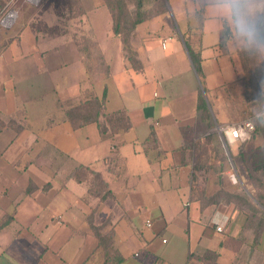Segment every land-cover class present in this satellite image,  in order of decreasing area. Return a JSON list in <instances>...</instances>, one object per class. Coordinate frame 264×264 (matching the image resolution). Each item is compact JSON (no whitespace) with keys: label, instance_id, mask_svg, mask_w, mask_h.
<instances>
[{"label":"crops","instance_id":"1","mask_svg":"<svg viewBox=\"0 0 264 264\" xmlns=\"http://www.w3.org/2000/svg\"><path fill=\"white\" fill-rule=\"evenodd\" d=\"M108 1L0 25V264H264L216 196L249 183L216 128L264 95V0H165L127 44Z\"/></svg>","mask_w":264,"mask_h":264},{"label":"rangeland","instance_id":"2","mask_svg":"<svg viewBox=\"0 0 264 264\" xmlns=\"http://www.w3.org/2000/svg\"><path fill=\"white\" fill-rule=\"evenodd\" d=\"M66 3H67V0H62V1L61 0H58V1H56V0H42L40 5H38L36 7V6L31 5L27 0H0V7H1V5H3V7L6 8L5 13L2 14V16H0V25L2 24L4 26L3 20L9 11H14L16 13V17L17 16L19 17V15H20V19H21V16L27 17V16H31V15H34V16L36 15V17L37 16L38 17H40V16L41 17L42 16L49 17L50 12L49 11L46 12V10L49 9V10L56 12L58 14L57 16H60L61 18H63L64 17L63 12L65 11V9L68 8V6H66ZM146 9L152 17L154 15H156L158 12L162 11V8L158 7V5H155L154 2H152V1H150L148 3V5L146 6ZM16 17H15V21L18 19V17H17V19H16ZM38 24L41 25L42 23L39 22ZM37 26H39V25H37ZM39 27H41V26H39ZM151 32H153V31H151ZM156 32H158V31H156ZM5 40L6 39H3V43ZM161 64L167 67V65L169 63L166 64L165 62H161ZM247 78H246V80H250V81L248 82V85H247L248 86V93L247 94H248L249 98L246 99L248 102V105H247L248 109H247V113H246L247 115L246 116L251 117L254 115L261 114V113H259V111H257L256 107L264 106V95L259 92L257 86L254 83L256 78H255V80L251 76H249ZM181 80L185 83L186 79L184 78ZM259 80H261V78H259ZM247 86L245 88H247ZM206 93L208 95V98H210L209 93L207 91H206ZM234 96H236V98L238 97V95L236 93L234 94ZM212 107L214 108L213 104H212ZM221 109L224 113L223 119L224 120L226 119L225 121H227L229 123H233V121L236 118L233 116L232 109L229 108L226 104H223V107ZM216 132L219 133L217 128H216ZM258 133H264V118L260 119V121L258 123L256 134H258ZM248 142H250V141H247V143ZM225 148H226V146H225ZM243 149H244V151H243ZM254 149H256V148L248 147L246 144L242 148L238 147L237 149H235V151L239 150L237 156H231L234 166H236L237 168L240 169L241 167L238 163L242 162V164H243L244 169H242V170L240 169L239 174L244 175L246 177L245 180L247 182H249L247 189H244L243 187H241L242 185L245 184V183H242V185H240V188H239L240 190H235L233 188H230V190H232V191H230L228 189H226V190L223 189L222 191H219L216 194V196L219 195L220 198H223L224 200L232 199L236 202H240L238 196L239 197H241V196L242 197L243 196L248 197L253 202V204L260 209L259 210L260 213H263L264 208L260 203H258L256 201L257 199L255 196H257L261 192L260 190H264V178L259 179L261 171H258L256 169L257 167H259V164H263L262 162L258 163L257 161H258L259 156H261V155L264 156V149L259 150L258 154H257V152L254 151ZM226 150L230 154L229 148H226ZM246 151H249V152L246 153ZM220 152L223 154L222 150ZM201 164H204V162H202ZM237 164L239 166H237ZM235 173H233V175H232L233 179L235 178V180L239 182L238 177ZM262 192H264V191H262Z\"/></svg>","mask_w":264,"mask_h":264},{"label":"trees","instance_id":"3","mask_svg":"<svg viewBox=\"0 0 264 264\" xmlns=\"http://www.w3.org/2000/svg\"><path fill=\"white\" fill-rule=\"evenodd\" d=\"M150 1L154 2L155 5H158V7L162 8V11L158 12L156 15L166 12L168 13L165 0H109L108 1V5L114 20V32L116 34H121L126 44L128 42V38L130 34L134 32L136 27L152 17L146 9V6ZM78 4H79V0H67L66 6H68V8L71 9L72 7ZM5 11L6 8L3 7V5H1L0 16H2V14L5 13ZM186 45L192 58L194 59L193 52L189 44L186 43ZM194 63H195L196 71L198 72V74L201 75V68L199 66V63L195 62V60ZM256 133H257V129L252 134L251 138H253V135ZM245 144H247V142L244 143L243 145ZM256 169L258 171H261L259 179L264 178V163L259 164V167H257ZM260 191L261 192L255 197L257 199L256 201L260 203L264 208V192H262L264 190H260ZM238 198L240 202H236V201L235 202L239 204L240 208L243 209L247 208V210L249 211L248 213L249 219L246 224V227L244 228V233L247 232L248 230L252 231L254 228H255L254 230H256V228L259 227L264 228V211L263 213H261V216L259 217L258 212H260L259 211L260 209L256 207L248 197L238 196Z\"/></svg>","mask_w":264,"mask_h":264},{"label":"built area","instance_id":"4","mask_svg":"<svg viewBox=\"0 0 264 264\" xmlns=\"http://www.w3.org/2000/svg\"><path fill=\"white\" fill-rule=\"evenodd\" d=\"M31 5L38 6L42 0H27ZM16 13L9 11L3 20L5 27L11 26L15 21ZM264 118L262 114L254 115L238 122L228 123L217 127L218 132L224 140L226 148L240 146L250 140L252 134L256 131L260 119ZM229 149V150H231ZM234 181L236 182L235 178ZM150 225V224H149ZM216 230L218 232L224 231V226L217 224Z\"/></svg>","mask_w":264,"mask_h":264}]
</instances>
